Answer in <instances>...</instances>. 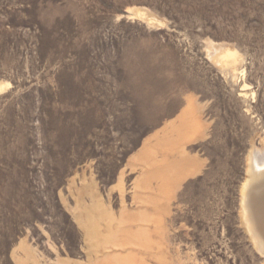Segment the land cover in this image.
<instances>
[{"label": "rangeland", "instance_id": "rangeland-1", "mask_svg": "<svg viewBox=\"0 0 264 264\" xmlns=\"http://www.w3.org/2000/svg\"><path fill=\"white\" fill-rule=\"evenodd\" d=\"M0 81V264H264V0H0Z\"/></svg>", "mask_w": 264, "mask_h": 264}, {"label": "bare ground", "instance_id": "bare-ground-1", "mask_svg": "<svg viewBox=\"0 0 264 264\" xmlns=\"http://www.w3.org/2000/svg\"><path fill=\"white\" fill-rule=\"evenodd\" d=\"M238 57L234 50L228 46H219L216 49V61L222 64H235ZM7 86V83L0 81V92ZM252 154V166L253 170L250 171V176L246 182V186L242 192V204L243 211V224H247L248 230L251 231L252 236H256V233L264 238V157L258 159ZM252 169V168H251ZM259 175L261 177H257ZM251 180V181H250ZM249 194L248 198L247 195ZM250 208V212L248 210ZM242 216V215H241ZM247 229V227H246ZM250 234L249 232H247ZM257 237V236H256ZM251 239L253 237H250ZM254 240V238H253ZM252 241V240H251ZM253 242V241H252ZM255 243V242H254ZM259 247L264 245V240L257 241Z\"/></svg>", "mask_w": 264, "mask_h": 264}, {"label": "water", "instance_id": "water-1", "mask_svg": "<svg viewBox=\"0 0 264 264\" xmlns=\"http://www.w3.org/2000/svg\"><path fill=\"white\" fill-rule=\"evenodd\" d=\"M248 196H249V194L247 195V198H248ZM248 210H249V212H250V208L248 207Z\"/></svg>", "mask_w": 264, "mask_h": 264}]
</instances>
